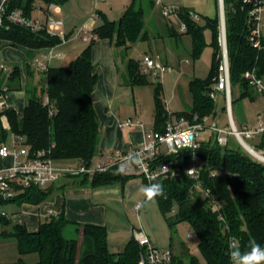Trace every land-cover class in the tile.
Listing matches in <instances>:
<instances>
[{
	"label": "trees",
	"instance_id": "trees-1",
	"mask_svg": "<svg viewBox=\"0 0 264 264\" xmlns=\"http://www.w3.org/2000/svg\"><path fill=\"white\" fill-rule=\"evenodd\" d=\"M36 1L60 6L66 0H14L9 4V11L21 8L30 16ZM143 3L144 0H132L118 22L104 17L103 24L92 32L91 44L79 57L66 66H50L48 70L42 71V78L38 81L35 80L36 72L28 64L25 67L29 82L24 114L18 118L11 109L0 113V144L8 137L1 123V117L6 116L15 140L20 147H28L30 153L45 151L54 162L73 160L79 161L80 166H92L99 153L100 138L99 121L92 98L98 83L92 62V48L97 40L108 39L115 49L128 52L130 45L146 38V10ZM148 3L153 7L155 0H148ZM224 9L231 85L232 88L242 89L241 99L251 97L247 91L250 87L246 74L255 70L258 77L264 79V34L262 47H252L249 42L250 23L242 0H224ZM190 13L180 7L179 17L193 42L192 58L198 60L208 46L204 34L206 28L212 32L210 45L214 48V54L206 80L194 79L190 83L192 110L180 113L179 117L183 116L190 122L194 121V117H197V121L208 116L217 119L218 102L210 97V92L219 74L220 20L219 17L212 20L202 17L205 25H201ZM0 40L31 50L53 48L61 44L58 37L50 36L45 31L33 32L7 21L0 27ZM151 76L153 81H150ZM159 76L155 78L152 72L145 73L141 61L130 60L127 64L126 77L131 85L154 86V131L163 132L173 116L167 111ZM19 81L20 71L16 68L7 84V91L20 89V86L12 85V82ZM257 142V147L264 151V135ZM194 154L202 164L198 180L191 179L185 173V167ZM183 162L185 165H181L178 176L158 182L163 186L164 194L154 199L171 230L183 222L190 224L192 236L198 241L202 261L192 255L184 244L175 253L171 238V245L167 249L173 254L172 264H231L228 245L233 239L245 251L251 242L264 246V164L232 144L220 146L215 137L202 139L195 151L185 150L178 155L157 159V164L175 165ZM118 169L113 167L105 173L69 177L74 184L90 183L93 187L125 183L132 178L131 175L118 172ZM52 186L54 184L50 188ZM50 188L18 190L17 195L10 200L0 197V206L43 203L49 198ZM211 199L218 205L217 211L213 210ZM175 209L176 215L170 217L169 214ZM0 225V237L14 240L17 246L19 257L9 264H142L146 257L145 250L134 237L121 251L112 252L106 227L71 223L64 212L46 219L34 233L29 232L25 225L14 224L2 213ZM70 227H74V235L66 237ZM28 256H36V262L27 263Z\"/></svg>",
	"mask_w": 264,
	"mask_h": 264
},
{
	"label": "crops",
	"instance_id": "crops-1",
	"mask_svg": "<svg viewBox=\"0 0 264 264\" xmlns=\"http://www.w3.org/2000/svg\"><path fill=\"white\" fill-rule=\"evenodd\" d=\"M156 1L155 5L151 7L144 0L147 37L130 45L128 52L115 49L108 39L97 40L93 45L92 62L94 73L98 76V83L92 98L100 131L99 153L94 159L96 164L103 153L127 152L137 148L145 139L147 131L155 129L154 86L151 84L133 86L128 82L126 73L130 60L142 62L145 56H150L165 68H169V71L172 70V74L169 76L177 82H181L184 74L189 72L191 75L185 83L186 85L188 83L185 95L176 91L177 103L174 105L177 106V110L171 112L166 99L164 101L167 104V111L175 113L171 118L173 121L183 117H179L180 113L192 110L193 100L189 87L191 81L194 80L196 65L188 66L187 64L195 63L192 58L193 42L190 35L187 34V27L186 30H182L184 23L179 15L164 16L162 9L156 5ZM161 1L165 6H178L200 16L198 19L193 18L199 23L202 17L210 20L217 17L220 19L221 6L220 1L217 0ZM131 3L132 0H106L99 3L102 5L98 6V4L96 7L95 0H66L60 5L61 11L54 15L63 20V31L68 42L57 49L64 58L54 60L50 66H59L57 64H61L65 60L67 64L61 66H66L74 61L91 44L92 32L103 24L102 19L107 17L111 21L118 22ZM95 13L97 18H94ZM83 26H88L90 33L86 39L74 40V33ZM153 28H157V31L153 32ZM44 50L26 49L0 40V113L3 110L11 109L16 112L18 118H22L26 106V87L29 82L25 67L29 64L31 70L36 72L35 80L41 79L42 71L37 69L35 63L42 59ZM118 51H122L123 56L120 58L117 54ZM16 68H19L20 71V81L19 83L12 82V85H18L21 88L7 91V84L10 83ZM167 72L168 69L163 75L159 74V77H164ZM150 81H153L152 76ZM210 117L212 118V116ZM1 123L8 132V137L4 143L0 144V148L2 146L14 147L15 136L11 132L8 118L2 116ZM17 146L20 147V144ZM15 162L14 157L6 159L0 157V171L10 168ZM72 163L74 164L72 165ZM79 163V161L73 160L54 162L55 167L59 170L78 167ZM93 166L95 165L93 164ZM127 175H131L132 178L125 183L117 182L98 187H93L90 183L77 185L72 182V178L65 176L51 188L48 186L50 194L47 201L40 204H8L5 209L7 211L4 213L14 224L25 225L31 233L37 232L41 223L46 219L62 212L71 223L104 226L108 230V244L110 245L115 240L118 241L117 251H112L109 246L112 252L117 253L126 246L132 237L135 238V232L138 229L133 225L129 227L127 220L132 217L129 214L137 213L135 206L142 203L140 200L143 195L142 189L144 186L146 187V182L137 173ZM48 187L44 189L47 190ZM135 197L137 200L134 203L131 200ZM112 227L125 232L121 240L119 235L109 233V229ZM1 231L2 228H0V233ZM149 238L153 243V238ZM11 240L0 237V264L15 262L19 257L16 242L8 243ZM178 251V247H174V252ZM32 257H34L33 262H36L37 257Z\"/></svg>",
	"mask_w": 264,
	"mask_h": 264
},
{
	"label": "built area",
	"instance_id": "built-area-1",
	"mask_svg": "<svg viewBox=\"0 0 264 264\" xmlns=\"http://www.w3.org/2000/svg\"><path fill=\"white\" fill-rule=\"evenodd\" d=\"M14 0H2L0 4V27L4 26L7 21L10 24L24 26L33 32L45 31L48 35L58 37L61 44L44 50L41 60L36 61L37 69L46 71L54 60H61L64 58L63 54L57 49L59 46L68 42L63 31L64 22L57 18L54 13L60 12V6L55 3H45L43 1H36L32 14L29 16L25 10L17 8L9 11V4ZM106 0H95V6L103 3ZM243 9L248 14V21L250 23L249 42L252 47L260 49L262 47V38L264 30V0H242ZM156 5L162 9L163 15L166 17L172 15H179L180 7L165 6L161 0L156 1ZM221 12V11H220ZM38 13V14H36ZM190 15L198 19L199 16L190 13ZM94 18H97L95 13ZM182 30H186V25L183 24ZM90 33L88 26L79 28L74 33V40L85 38ZM219 74L214 88L210 92V97L218 102L219 96H223L224 108L226 111L229 127H222L221 120L216 119L211 125H208L210 116L205 117L201 121L190 122L185 118H179L176 121L172 119L168 122L166 129L163 132L149 130L146 133L143 142L135 149L127 152H106L101 154L97 166H79L69 167L59 170L55 167L54 160L45 151H37L30 153L28 147L17 146L18 142L15 140L14 147L2 146L0 148V157L9 158L14 157L16 162L10 168L0 171V197L3 200H10L14 198L18 190L29 189L32 187L46 188L50 185L57 184L62 177L65 176H79V175H94L96 173H105L113 167L120 168L125 166L124 173H137L148 182V185L158 183L160 180L167 177H176L181 172V165L185 163H171L157 164V159L161 156L170 157L178 155L185 150L195 151L200 147L202 136L215 137L220 146H227L229 143L228 136H233L241 147L256 161L264 164V154L259 153L258 140L264 135V117L262 114L257 115V123L252 128L239 129L235 124L232 115V85L230 76V61L227 46L226 33V19H222V12L220 15L219 26ZM144 72H157L163 75L167 68L161 63L155 61L150 56H145L142 60ZM248 85L257 94L264 97V79L258 77L255 70L246 74ZM188 137L191 146L186 142ZM253 142V145L248 142ZM264 152V151H263ZM132 157H139L142 163L137 166L130 164L128 161ZM165 167L166 170H165ZM202 164L199 158L194 154L190 163L185 167V173L191 178L198 180ZM189 170H193L189 172ZM200 185H198V188ZM207 194V192H206ZM211 205L214 211L219 209L214 199H211ZM143 203H138L135 206V211L139 213L142 209ZM3 216H6L2 212ZM135 238L138 244L145 250V260L142 264H172V252L170 249H159L153 245L148 235L143 230L135 232Z\"/></svg>",
	"mask_w": 264,
	"mask_h": 264
},
{
	"label": "rangeland",
	"instance_id": "rangeland-1",
	"mask_svg": "<svg viewBox=\"0 0 264 264\" xmlns=\"http://www.w3.org/2000/svg\"><path fill=\"white\" fill-rule=\"evenodd\" d=\"M146 1L148 2V0ZM100 5L102 4H99L98 6ZM224 13H225V9H224ZM200 24L205 25V20L201 18ZM263 24H264V20H263ZM219 26H220V21H219ZM155 31H157V28H153V32ZM204 34H205V38H206V42L208 46L203 50L200 58L196 60L195 63L192 62V63L187 64L188 66H193L194 64L196 65V73H195V76L193 77L194 79H200V80H206V78L208 77L211 71L212 57L214 54V48L210 45L212 43L211 30L209 28H206ZM218 44H219V37H218ZM219 48H220V44H219ZM220 51H219V54H220ZM117 54L119 58L123 56L122 51H118ZM65 64H67L66 60L63 63L57 64V65L61 66ZM167 69H168V72L165 75L166 77L161 76L160 80L162 81L164 100L166 99V102L169 105L170 111L175 112L177 110V106L174 105L177 103V99L175 97L176 91L182 92L185 95V92L188 90V83L187 85L185 83L187 79L189 78V75L191 74L189 72L185 73L182 81L177 82L176 80H174V78L169 76L172 74L171 73L172 70L169 71V68ZM178 85H180L179 88H178ZM241 91L242 89L240 87L232 88V115H233V118H234V121L237 127L243 130L245 128H252L257 123L258 114H262L264 117V97L257 94L252 88H248L247 91L249 92L251 97H246V98L241 99V96H240ZM216 111L218 114V118L221 120L222 127L228 128L229 121L227 119L226 111L224 110L223 96H219ZM170 114L175 115V113H170ZM214 120L216 119L211 118L207 124L211 125L214 122ZM202 138L206 139L207 135H203ZM228 139H229L230 145L232 144L236 146V148H240L241 151L244 152V154L249 155L241 147V145H239V143L236 141V139L233 136H228ZM248 143L249 144L251 143L253 145V142L249 141ZM259 153L264 154L262 149L259 150ZM73 164L74 163H72V165ZM93 164L95 166L98 165L96 164V162H94ZM56 165L58 166V163H56ZM146 186L148 185L146 184ZM200 196L204 197L203 194H200ZM136 200L137 198L135 197L131 201L135 203ZM140 200H142L143 209L139 213H135V215L129 214V216L130 215L132 216V217H129V219L127 220L129 223L128 224L129 227L133 225L137 227L138 230H143L149 237L153 238L154 240L153 243L159 249L169 248L170 243H171V238H172L173 240L172 244L174 247L177 248L181 246V244H184L189 249L192 255H194L195 257H197L199 260L202 261V257L200 255L199 248H198V241L195 237L192 236V228L189 223L187 222L180 223L174 229L171 230L168 224L166 223L163 215L161 214L160 209L158 207V203L155 199L148 200L143 192L142 198H140ZM5 209H6V205L0 206V213L7 211ZM176 213H177V210L175 209V211L169 214V216L173 217L176 215ZM0 228H2L1 225H0ZM73 228L70 227L66 231V237H72L74 235ZM109 233L111 235H116V236L119 235L120 240L125 234L124 231L115 230V228L113 227L109 229ZM11 242L15 243L14 240L9 241L8 243H11ZM109 246L112 251L114 250L117 251L118 241L116 242L115 240V242H111ZM33 258L34 257L32 256H28L26 258V262L33 263Z\"/></svg>",
	"mask_w": 264,
	"mask_h": 264
},
{
	"label": "clouds",
	"instance_id": "clouds-1",
	"mask_svg": "<svg viewBox=\"0 0 264 264\" xmlns=\"http://www.w3.org/2000/svg\"><path fill=\"white\" fill-rule=\"evenodd\" d=\"M186 142H188L189 146L190 140L188 137L185 138ZM130 164H136L139 166L142 163V160L139 157H132ZM167 167H165L166 170ZM125 171V166L121 165L118 172L123 173ZM193 170H189L191 172ZM145 196L148 200H152L157 196H162L164 194L163 186L160 183L150 184L142 189ZM229 258L231 264H264V246H261L258 243L251 242L248 249L242 250L239 244L235 241V239L230 240L229 245Z\"/></svg>",
	"mask_w": 264,
	"mask_h": 264
},
{
	"label": "water",
	"instance_id": "water-1",
	"mask_svg": "<svg viewBox=\"0 0 264 264\" xmlns=\"http://www.w3.org/2000/svg\"><path fill=\"white\" fill-rule=\"evenodd\" d=\"M221 12H222V19L225 20V13H224V0H220ZM158 73H154V77L157 78Z\"/></svg>",
	"mask_w": 264,
	"mask_h": 264
}]
</instances>
